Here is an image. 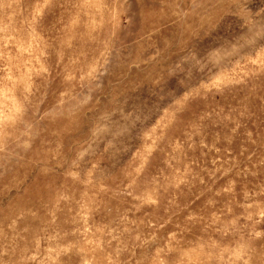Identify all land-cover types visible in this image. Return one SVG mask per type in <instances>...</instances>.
<instances>
[{
  "label": "rangeland",
  "instance_id": "374dc122",
  "mask_svg": "<svg viewBox=\"0 0 264 264\" xmlns=\"http://www.w3.org/2000/svg\"><path fill=\"white\" fill-rule=\"evenodd\" d=\"M0 264H264V0H0Z\"/></svg>",
  "mask_w": 264,
  "mask_h": 264
}]
</instances>
